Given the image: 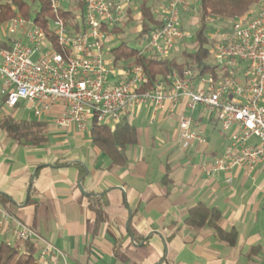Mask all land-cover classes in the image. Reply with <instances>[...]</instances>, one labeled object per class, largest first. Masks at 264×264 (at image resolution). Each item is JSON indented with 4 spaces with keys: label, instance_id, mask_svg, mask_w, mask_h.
I'll return each mask as SVG.
<instances>
[{
    "label": "crops",
    "instance_id": "obj_1",
    "mask_svg": "<svg viewBox=\"0 0 264 264\" xmlns=\"http://www.w3.org/2000/svg\"><path fill=\"white\" fill-rule=\"evenodd\" d=\"M112 37H107L103 54L116 70L108 80L116 83L125 79L123 73L129 66L114 62L107 49L114 43ZM13 39L28 43L21 32ZM1 41L7 43L0 36ZM244 66L240 64V74ZM185 102L174 115L146 105L133 109V117L127 120L137 129L138 143L133 146L137 147L133 163L128 160L126 166H110V160L92 142L91 125L86 130L58 127L54 119L62 112L60 106L40 119L48 124L45 145H22L2 130L0 194L9 202L0 197L1 239L22 248L11 221L16 219L59 250L50 264H264V167L213 171L215 160L230 145L225 135L236 127L224 135L217 113L202 106L192 113ZM1 103L0 111L5 108ZM21 110L31 116L27 119H38L25 104L14 111ZM180 114L193 117L192 129L202 133L204 141L183 147ZM164 134L170 136L167 142ZM52 143L55 152L72 150L76 154L49 158L43 146ZM83 149L87 151L82 153ZM81 180L89 195L80 191ZM94 195H106L108 200V218L99 233H94L96 214L90 207ZM200 202L220 210L225 230H237L235 246L218 241L209 228L185 223L189 210ZM257 246L262 247L261 252L248 256ZM37 247L38 259L43 244Z\"/></svg>",
    "mask_w": 264,
    "mask_h": 264
},
{
    "label": "built area",
    "instance_id": "obj_2",
    "mask_svg": "<svg viewBox=\"0 0 264 264\" xmlns=\"http://www.w3.org/2000/svg\"><path fill=\"white\" fill-rule=\"evenodd\" d=\"M55 14L51 33L21 16L0 25V36L10 48L0 47V101L13 110L25 104L35 117L50 113L60 106L62 112L54 121L60 128L93 129L94 125L114 127L133 117V109L146 105L167 115L179 112L184 101L190 112L202 106L217 113L222 133L236 129L224 156L217 158L213 171H231L235 167H264V0L257 13L248 14L221 32L212 48V59L219 71L216 75H200L187 69L172 76V84L156 82L149 86L145 70L132 65L124 71V80L111 83L108 76L116 70L104 58L103 48L110 35L104 26L122 23L131 0H49ZM83 2L85 28L69 29L60 10L71 2ZM201 0H170L163 13L164 24L151 32L142 48L144 54L166 58L189 35L181 26V14L190 12ZM22 39H13L19 34ZM55 41L62 51H56ZM244 63L243 73L238 68ZM193 117L179 115L183 147L204 141L202 133L192 129ZM252 139L257 140L251 144ZM19 240L43 244L41 264L55 261L59 250L43 240L34 230L16 219ZM62 255V254H60Z\"/></svg>",
    "mask_w": 264,
    "mask_h": 264
},
{
    "label": "trees",
    "instance_id": "obj_3",
    "mask_svg": "<svg viewBox=\"0 0 264 264\" xmlns=\"http://www.w3.org/2000/svg\"><path fill=\"white\" fill-rule=\"evenodd\" d=\"M261 0H201L191 14L196 11L197 22L195 30V47L192 51L186 49L179 57L160 58L149 54H144L142 48L131 46L129 40H122L118 45L110 50V54L116 64L119 62L126 66L139 65L145 70L149 79V86L156 82H162L166 85L172 84V76L177 71L190 69L198 72L200 75L213 74L219 71L212 59L213 43L209 40L210 21H229L234 22L248 14L253 6ZM76 6L66 4L60 10V16L66 19L69 29L80 33L85 28V7L83 2ZM74 7V8H73ZM130 21L133 20L130 7L126 10ZM181 14L182 29L183 20L188 15ZM21 16L28 21H32L39 27H42L47 34L51 33V25L55 14L49 0H0V25L7 23L12 18ZM138 20L141 30L135 37L136 42L147 41L151 32L162 27L163 18L160 19L154 7L149 0H140L139 14L134 17ZM129 21V22H130ZM129 22L116 24L113 27L104 26V30L111 35L125 34ZM56 51L61 52L62 48L53 41ZM0 47L9 49L5 41L0 42ZM2 103L0 104V109ZM0 129L8 138L26 146L38 147L47 144L49 137L47 134L48 124L40 119H17L14 114H3L0 118ZM92 142L104 153L110 160V166H126L129 160L128 148L138 143V132L136 127L127 119L122 120L114 127L108 125L95 124L91 131ZM82 175L85 173L81 169ZM5 202L9 198L0 194ZM90 207L96 214L94 233H99L101 226L107 221L106 208L108 200L106 195H94L90 198ZM222 214L216 207L207 206L200 202L192 207L185 219L189 226L203 229L209 228L213 231L216 239L228 246H235L238 240V232L235 229L225 230L221 226ZM262 250L261 246L253 247L248 256H255ZM38 247L34 240H25L22 248L12 246L3 241L0 237V264H40L37 259Z\"/></svg>",
    "mask_w": 264,
    "mask_h": 264
},
{
    "label": "rangeland",
    "instance_id": "obj_4",
    "mask_svg": "<svg viewBox=\"0 0 264 264\" xmlns=\"http://www.w3.org/2000/svg\"><path fill=\"white\" fill-rule=\"evenodd\" d=\"M125 0H121V2H124ZM170 0H149L150 4L154 7L155 11H156V14L157 16L162 19L163 18V13L166 9V6L168 4ZM78 2V1H77ZM261 1H259L260 3ZM259 3H257L255 6L252 7L251 11H250V14L252 13L253 15L255 13H257V9H258V5ZM70 5L72 4L73 6H76L77 3H69ZM139 4H140V0H131L130 3L128 4V6H126V10L130 7V5L133 7L132 10V16H133V20L130 21V18L129 16H127L126 14V10H125V15L122 19V22L125 23V22H129V26L127 27V30L125 32V34H120V35H117L115 37H112V40L114 41L113 44H110L109 46H107V49L108 51H110L111 48H113L114 46L118 45L119 42H121V40H130V45L131 46H134L136 48H143V46L146 44L145 41H141V42H136L135 41V37L137 36V34L140 32L141 30V27H140V23L138 22V20H134V16L138 15L139 14ZM66 6V5H65ZM74 8V7H73ZM190 13V12H188ZM33 18L32 17V21H33ZM185 19L183 20V23H184V28H183V31L186 32L190 37L189 39L187 38L186 41L184 42H181L179 45H182L180 47L179 50L175 49L170 56H177L179 57L180 60H182V58H180V55L181 53L186 49L187 51H192L195 47V44H194V39H195V30H196V22H197V14H196V11L191 14H188L187 16L184 17ZM210 25H211V28L209 30V40L211 43H216L219 39V34L221 32H224V31H227L231 28L232 26V23L231 21H229V23L227 21H216V20H211L210 21ZM182 23V21H181ZM73 31V30H72ZM178 45V46H179ZM177 48V47H176ZM169 56V57H170ZM2 114H14V116H16L17 119H27L28 117L30 118L31 116H28V113L26 110H21L19 112H16L14 111L13 109H10L8 107H5L2 109V111H0V116ZM170 136L167 135V134H164V142L168 141L167 139L169 138ZM5 138V135L2 133V130H0V141ZM50 145H53L52 144H49L48 146H43V148L45 149L44 153L49 157V158H52L53 157H58L60 159H62L63 157H71V156H74L76 153L74 151H71L68 152V153H65L64 151H61V152H55L54 149H56L54 146H50ZM23 148V147H21ZM137 150V147H129L128 148V151L126 153H128V157H129V160H130V163H133V156H134V151ZM87 150L86 149H83L82 153H85ZM72 154V155H71ZM36 156H40V154H35ZM23 224V223H22ZM34 239V238H33ZM163 239V238H162ZM22 243L24 242V240H20ZM34 242L38 245L40 244V242H38V240L36 241L34 239ZM38 262H39V258H38ZM40 263V262H39ZM41 264V263H40Z\"/></svg>",
    "mask_w": 264,
    "mask_h": 264
},
{
    "label": "water",
    "instance_id": "obj_5",
    "mask_svg": "<svg viewBox=\"0 0 264 264\" xmlns=\"http://www.w3.org/2000/svg\"><path fill=\"white\" fill-rule=\"evenodd\" d=\"M36 172L34 173V175H33V177L35 178L36 177ZM82 180L80 181V183L78 184V187H79V189H80V191H82L83 193H84V195H89L88 193H86V192H84V187H83V185H82Z\"/></svg>",
    "mask_w": 264,
    "mask_h": 264
}]
</instances>
